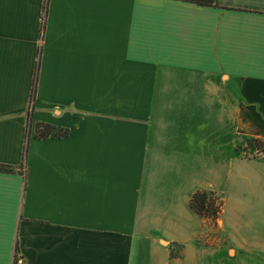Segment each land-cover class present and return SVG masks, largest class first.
Here are the masks:
<instances>
[{
	"label": "crops",
	"instance_id": "1",
	"mask_svg": "<svg viewBox=\"0 0 264 264\" xmlns=\"http://www.w3.org/2000/svg\"><path fill=\"white\" fill-rule=\"evenodd\" d=\"M251 139L264 0H0V264H264Z\"/></svg>",
	"mask_w": 264,
	"mask_h": 264
},
{
	"label": "trees",
	"instance_id": "2",
	"mask_svg": "<svg viewBox=\"0 0 264 264\" xmlns=\"http://www.w3.org/2000/svg\"><path fill=\"white\" fill-rule=\"evenodd\" d=\"M48 1L49 0H45V12L46 13H47ZM193 1H197L203 4H214L215 3V0H193ZM44 27H45V24L43 22V30H44ZM36 86H37V78H35L33 93L31 97V103L29 106L30 119H32L31 117H32L33 109H34ZM54 129L55 127L49 123H37L35 136L37 137L49 136L54 131ZM29 139H30V131H28L27 133V144L25 148V157L27 155ZM250 145H254V146L261 147L264 149V143L261 140L251 139ZM15 170L16 168L14 166L0 163V171L14 172ZM213 197H214L213 193H208L205 191H197L193 194V196L190 199V206L195 212H197L200 215L216 216L218 214V207L215 206V199ZM14 264H19L17 259L15 260Z\"/></svg>",
	"mask_w": 264,
	"mask_h": 264
},
{
	"label": "rangeland",
	"instance_id": "3",
	"mask_svg": "<svg viewBox=\"0 0 264 264\" xmlns=\"http://www.w3.org/2000/svg\"><path fill=\"white\" fill-rule=\"evenodd\" d=\"M243 195V200L246 202H244L246 205H249L250 202H253L256 198L255 195H261L260 197L264 200V195H262L261 193H252V191L248 190V191H244L242 193ZM244 228L245 233H248L250 235H259V234H263L264 233V227L260 224H245L242 225Z\"/></svg>",
	"mask_w": 264,
	"mask_h": 264
},
{
	"label": "built area",
	"instance_id": "4",
	"mask_svg": "<svg viewBox=\"0 0 264 264\" xmlns=\"http://www.w3.org/2000/svg\"><path fill=\"white\" fill-rule=\"evenodd\" d=\"M244 154L247 157H262L264 158V149L254 145H250L244 150Z\"/></svg>",
	"mask_w": 264,
	"mask_h": 264
}]
</instances>
